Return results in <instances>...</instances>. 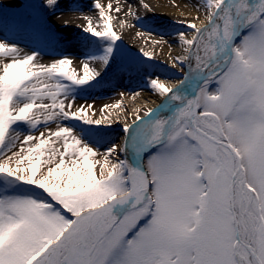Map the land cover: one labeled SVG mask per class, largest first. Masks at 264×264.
<instances>
[{
	"label": "snow or ice",
	"instance_id": "1",
	"mask_svg": "<svg viewBox=\"0 0 264 264\" xmlns=\"http://www.w3.org/2000/svg\"><path fill=\"white\" fill-rule=\"evenodd\" d=\"M11 6L0 0V264H264V0H205L207 25L180 21L193 30L176 33L183 79L167 86L150 74L161 103L136 109L122 148L103 151L101 126L123 101L99 119L94 105L74 104L113 69L137 64L113 24L122 11L139 22L134 6L92 0L96 16L76 26L87 34L79 71L66 53L45 61L41 47L5 35L52 38L39 17L9 27Z\"/></svg>",
	"mask_w": 264,
	"mask_h": 264
},
{
	"label": "rangeland",
	"instance_id": "2",
	"mask_svg": "<svg viewBox=\"0 0 264 264\" xmlns=\"http://www.w3.org/2000/svg\"><path fill=\"white\" fill-rule=\"evenodd\" d=\"M13 2L11 7H6L4 9V15L6 17V23L9 27L12 25L13 19L20 18L22 16L31 15L33 17H39L40 22L50 30L51 32V40L43 45H37L32 38L31 31H5V35L9 38L15 39L20 43L21 47H41L44 53L49 55L45 56V61L51 58V54H56L57 56L60 53H66L70 57H78L79 59V50H81L83 46V38L82 34L78 28H64L63 25H55L52 22L51 13H45L39 9V5L42 3V0H10ZM87 2L88 0H62L61 4H71V3H79ZM203 1V5L205 0ZM29 5H36L37 7L31 8ZM96 13V11H94ZM204 13H206V9L204 8ZM96 16V14H95ZM142 23H146L155 28L163 29L168 32L167 35H173L178 32L192 33L193 30L188 28L184 23L173 22L169 20L161 19L157 16L145 17L141 19ZM208 20L203 25H207ZM123 42V41H122ZM81 48V49H80ZM84 50V49H82ZM86 51V50H84ZM123 52L127 57L134 58L137 61V64L132 67H120L113 69V71L109 72L104 80L95 88H92L93 96H80L76 99L74 107L79 105H83L85 103L95 105L97 102H101L107 99H118L122 98L125 102L130 101L132 104V100L129 99L134 93L132 89H119L120 84H127L132 87H143L150 85V74L158 76L161 80L170 82L174 84L175 82H179L183 79L184 72L180 70V67H173L172 65H168L164 62L158 61L156 59H149L147 57H143L140 53L134 51L128 45L123 42ZM89 91V90H88ZM114 91V93L112 92ZM117 92V93H116ZM123 92L125 95L121 97L120 93ZM130 108V107H129ZM102 131L100 132V136L104 137L103 147H108L110 143H115L117 145L122 144L123 135L126 133L123 132V127H117L111 125L110 128H105L101 126ZM53 129H55V125H53ZM38 134V133H36ZM123 158L122 156H120ZM97 159L102 158L97 157ZM147 163L145 159V164ZM100 165H97V170H99Z\"/></svg>",
	"mask_w": 264,
	"mask_h": 264
},
{
	"label": "bare ground",
	"instance_id": "3",
	"mask_svg": "<svg viewBox=\"0 0 264 264\" xmlns=\"http://www.w3.org/2000/svg\"><path fill=\"white\" fill-rule=\"evenodd\" d=\"M90 3L82 2L79 3H71V4H61V8L57 9L54 13H51V20L53 24L59 26L64 25V22L67 21L70 24V28H78L77 25H84L85 21L83 19H78V17H81L82 15H89L95 17L94 10H91L92 0H88ZM15 1L10 0H3V3L11 5L14 4ZM101 3L107 4L109 0H100ZM110 2L113 4L114 7L117 5L121 6L124 10H127V7L129 4H132L134 6V11L136 12L137 16H139L141 19L151 16H157L164 20H169L173 22L180 21H193V18L196 16H199V20H196L195 22L199 25H202L206 22L207 17L206 13H204V7H203V1L202 0H110ZM79 5L83 12H71L68 11L66 5L75 6ZM148 4L151 10L145 9L142 5ZM199 5L200 7L197 8L196 6ZM114 16L117 18L113 21L114 27L116 28V31L122 33V41L128 45L130 48H132L134 51L140 53V49H144L149 52H154L153 59H156L158 61L164 62L168 65L173 66V59L174 57L180 53L181 48L178 42V37L176 34L173 35H167L168 32L155 28L151 25H148L146 23H142L141 19L139 22L132 16L125 17L123 15V11L120 14L113 13ZM127 21L130 25H135L134 27H128L127 25L124 28L119 27V22L121 21ZM186 24V23H184ZM79 29V28H78ZM80 30V29H79ZM140 33H143V35H140ZM151 33V35H149ZM192 33H186V35H191ZM161 36L164 37V40L168 41V44H160L156 45L153 44V40H159ZM81 49V48H80ZM86 50L84 47L82 48ZM79 50V54L82 52H85L84 50ZM74 59V65L73 67H77V70L79 71V64L83 60V57L79 55L78 60L76 57H72ZM161 80V79H160ZM161 82L165 83L167 86H176L179 82H175L174 84H171L170 82L163 81ZM119 89H132L134 90V93L129 99H131L133 102L132 104L130 101H124L122 98L118 99H107L103 100L101 102H97L94 105V108L91 110L95 113L94 116H92L93 119H99L103 113L100 112V109L104 105H111L115 104L119 101H123L121 104V109L119 110H110L112 114L115 117V123L112 125L117 127H123L126 123H131L132 115L136 109H147V108H155L157 107L163 97H158L153 90L151 89L150 85L143 87H132L130 85H127L125 83L119 85ZM114 93V91H112ZM117 93V92H116ZM81 96H93L92 89H89V91L81 93ZM88 103H85L83 105H87ZM79 106V104H77ZM130 107V108H129ZM127 109V112H124L123 109ZM119 112V115H116V113ZM38 135V134H37ZM125 136L123 135V141L120 145L121 148L125 141ZM120 156L124 158V153L121 151Z\"/></svg>",
	"mask_w": 264,
	"mask_h": 264
}]
</instances>
